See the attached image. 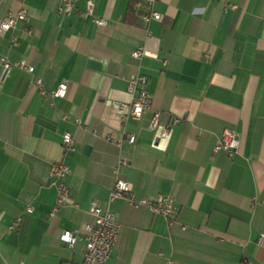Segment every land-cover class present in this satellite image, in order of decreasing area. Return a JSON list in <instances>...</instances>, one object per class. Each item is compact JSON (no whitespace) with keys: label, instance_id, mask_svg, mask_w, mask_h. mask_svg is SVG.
I'll return each instance as SVG.
<instances>
[{"label":"crops","instance_id":"obj_1","mask_svg":"<svg viewBox=\"0 0 264 264\" xmlns=\"http://www.w3.org/2000/svg\"><path fill=\"white\" fill-rule=\"evenodd\" d=\"M93 1L104 26L81 15L84 0L70 16L58 13V0H0V22L27 11L0 29V57L34 66L0 82V264L81 262L83 240L59 235L92 221V201L120 224L106 264H264V0H154L161 18L148 22L144 0ZM140 45L143 56L133 58ZM136 74L148 78L150 108L121 122L114 102L131 100ZM34 77L47 90L64 81L65 96H42ZM156 110L161 124L180 119L165 138L149 127ZM225 129L239 139L231 157L213 151ZM110 134L136 139L118 146ZM120 157L126 164L115 173ZM58 162L70 167L69 197L50 217ZM117 176L136 198L171 195L173 224L109 200Z\"/></svg>","mask_w":264,"mask_h":264},{"label":"built area","instance_id":"obj_2","mask_svg":"<svg viewBox=\"0 0 264 264\" xmlns=\"http://www.w3.org/2000/svg\"><path fill=\"white\" fill-rule=\"evenodd\" d=\"M58 13L70 16L74 11V0H58ZM149 10L140 14V18L143 22H148L151 19L159 20L161 15L155 11L151 6L154 0H144ZM234 7V6H233ZM27 11L21 8L17 11H8L0 22V29L3 31L9 30L16 24L17 21L27 19ZM84 17H90L96 26H104L107 20L103 17L96 16L94 14V1L84 0V9L81 12ZM143 46H137L131 52L133 58L139 59L143 56ZM13 68L23 69L31 74L34 73V66L27 64L24 59L17 61H10L6 56L0 57V82H3L11 73ZM33 85L39 89L42 96L48 98H63L66 94L67 84L62 81L54 89L47 90L43 88L42 80L39 77L33 78ZM127 91L130 94L131 100L128 103L114 102L116 115L121 122L126 119H139L142 114L150 108L151 95L148 91V78L143 74H136L131 76L128 80ZM160 112L154 111L149 121V127L151 129H158L159 136L165 138L168 136L170 126L178 123L180 119L178 117L172 118L168 124H161ZM76 124L80 125V122L76 120ZM135 136L132 134H124L119 139L115 140L114 135L110 134L106 136V140L115 142L120 146L124 141L133 144L135 142ZM72 135L70 132H64L62 134V144L65 148L72 146ZM239 148V139L237 134L231 130L225 129L217 138L213 151L224 150L229 157L233 156ZM126 160L119 158L117 165L114 167L115 173H118V167L125 165ZM70 172V167L63 163H53L50 167V176L52 177V183L57 188V197L54 205L49 211V216L52 217L58 211V209L65 205L67 198L69 197V188L63 182V179ZM116 198H124L130 206L133 208L145 207L152 213L159 214L164 217L168 225H172L174 222V216L176 213V206L174 198L171 195L159 194L153 199L136 198L132 192L131 185L128 181L116 177L115 181L110 189L109 200ZM26 212L31 213L32 207L28 206ZM89 213L92 215V221L83 223L77 228L71 230H65L59 235L61 242L72 245L76 240H83L84 249L82 254V261L79 263L62 262V264H106L109 260L112 250L115 245V241L120 229V224L116 220V217L109 210H102L96 201H92ZM20 221V217L15 218L13 223L9 226V229L15 228ZM185 228V226H182ZM82 232V233H81ZM258 244H264V233H261L257 240ZM171 260H168L165 264H171ZM246 264H252L250 261H245Z\"/></svg>","mask_w":264,"mask_h":264}]
</instances>
